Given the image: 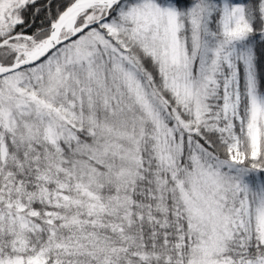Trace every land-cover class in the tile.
Here are the masks:
<instances>
[{
  "label": "snow or ice",
  "instance_id": "snow-or-ice-1",
  "mask_svg": "<svg viewBox=\"0 0 264 264\" xmlns=\"http://www.w3.org/2000/svg\"><path fill=\"white\" fill-rule=\"evenodd\" d=\"M0 264H264V0H0Z\"/></svg>",
  "mask_w": 264,
  "mask_h": 264
}]
</instances>
